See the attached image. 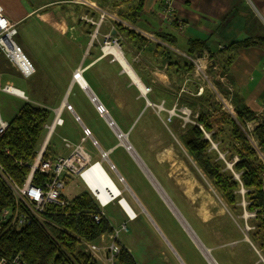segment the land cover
<instances>
[{"label":"crops","instance_id":"obj_1","mask_svg":"<svg viewBox=\"0 0 264 264\" xmlns=\"http://www.w3.org/2000/svg\"><path fill=\"white\" fill-rule=\"evenodd\" d=\"M88 1L99 5V0ZM22 2L26 4L22 7L25 11L22 16L5 13V8L0 5L5 17L16 24L15 36L21 24L26 29L34 24L39 33L35 32L36 29H27L34 45L60 40L61 50L57 57L50 55V52L35 54L28 47H26L28 53L22 50L36 71L33 76L25 79L15 70L23 79L25 86L23 89L16 88L22 95L12 96L20 98L22 104L29 103L45 108L49 112V117L44 125L49 124L56 111L60 110L63 123L54 129V132L57 131L51 136V139L53 136L55 139L50 148L48 146V151L46 150L47 154L50 153L49 158L65 156L67 150L62 146L61 138L66 137L76 143L82 135L83 126L89 129L91 137L96 141L97 148L92 147L88 141L90 147L107 152L109 165L113 166L117 177L122 178L128 191L127 193L122 191V199L135 215L134 219L129 220L126 212L115 201L108 204H112L111 216L118 220V224L121 222L129 224V227H126L127 231L122 234L120 232L119 241L122 249L131 255L134 263L168 264L166 261H169V255L164 250L166 247L177 257L179 264H186L178 254L176 249L178 244L175 243V239L172 240L168 227H162L165 225L164 222L158 223L154 219L147 210L148 201L137 196L109 160L108 154L121 146L124 147V143L130 145L136 157L155 178L194 235L204 248L209 250L211 260L215 264H264L254 258L242 263L221 258L223 249L201 239L200 232L190 226L191 223L185 214L174 203L177 199L172 198L174 191L169 185L174 172L172 169L174 148L170 139L159 145V132L162 133V137L168 139L165 129L159 125V120L163 122L172 119L169 109L175 105L174 92L183 84L184 79L186 85L189 84L190 78L188 73L178 75L173 67H167L162 61L160 51L154 48L156 43L187 59L188 56H196L188 54L189 43L204 42L207 48L204 52L209 55L210 62L208 71L214 77L221 78L219 81L222 84H217L218 80L215 81L218 85L217 90L230 97V100L232 97L236 98L238 104L254 112L255 120H260L264 116V0H173L175 21L164 19L161 15L164 0H108L106 6H98L106 10L110 18H106L100 24L96 39H92L94 26L85 20L98 19V12L92 7L74 3L73 0ZM138 5L140 13L136 19L130 21V13ZM120 27L134 34L128 36L125 32L119 31ZM105 33L118 38L120 54L127 66L113 53L107 54L100 50L102 35ZM42 35L47 39L43 40ZM138 35L145 42L140 41ZM243 41H250L252 44L236 45ZM69 42L74 49L66 45ZM62 45L68 47V50L62 48ZM44 57H47L48 61H45ZM187 61L190 62L188 59ZM77 69L80 70L79 77L83 86L72 77ZM92 97L95 98L94 102L91 101ZM96 103L102 105L106 110L107 119L111 120L115 129L125 137L124 143L116 139L113 130L107 124V119L97 113ZM66 104L70 106V110L64 107ZM198 110L205 113L213 112L208 104H203ZM165 128L172 135L169 125L166 124ZM128 153L139 168L143 180L153 188L155 192L153 195L158 197L162 205L165 204L172 216L177 219L172 220L174 226H179L177 228L181 230L179 235L183 243L189 244L190 240L195 244L160 192L148 179L137 159L131 152ZM176 182L179 185L183 180L180 182L176 179ZM182 196L183 201L190 200L185 192ZM178 201L182 202L180 199ZM104 213L110 226L116 228L105 209ZM196 214L201 218L199 213ZM168 221L171 222V219ZM147 224L153 226V230L162 241L150 239L146 235L150 229ZM196 248L203 259L201 256L193 257L194 253L186 249L192 259L187 264H199L197 260L208 264L207 258L197 246Z\"/></svg>","mask_w":264,"mask_h":264},{"label":"trees","instance_id":"obj_2","mask_svg":"<svg viewBox=\"0 0 264 264\" xmlns=\"http://www.w3.org/2000/svg\"><path fill=\"white\" fill-rule=\"evenodd\" d=\"M98 3L106 6L108 0H99ZM140 10L138 5L131 11L130 21L137 18ZM121 16L124 15L121 14ZM119 31L125 32L128 36L134 34L126 28L120 27ZM137 38L145 42L139 35ZM189 44L190 48L187 52L190 55L199 56L207 50L204 42L191 41ZM251 44L250 41H243L236 45ZM154 48L160 51L162 61L167 67H173L176 74H192L193 65L187 59L159 44L154 43ZM230 101L235 111V122L229 121L228 116L221 112L218 105L215 106L217 102L214 101L212 93L208 91L199 97L180 98L179 106H184L191 112L197 113L193 119L194 123L184 126L182 133L178 135V140L216 190L223 203L235 212L237 203L235 190L238 189L239 184L231 176L220 171L219 162H212L210 151H207L210 148V142L204 136L206 132L210 134L211 140H216L219 134H224L223 126H228V135L234 140V148L238 146V160L234 163L233 169L239 173L240 182L250 201L247 209L255 211L261 219L262 230L259 236L264 240V167L238 126V124L243 126L244 123L250 121L256 122V117L248 107L238 104L236 98L232 97ZM203 104L211 106L213 112L205 113L198 110ZM48 117L49 112L45 108L23 103L17 112L8 118L9 126L0 136V165L18 183L23 181L29 171L28 164L25 162L31 161L35 154ZM251 136L264 156V119H260L255 124ZM17 160L23 164L17 163ZM34 176V184H40L45 178L38 172H35ZM13 205L14 197L0 179V211ZM97 210L96 204L84 191L70 198L68 205L63 209L49 205L43 214L46 222L32 220L26 226H15L5 233L3 228L0 229V256L10 257L15 252L23 250L29 264H99L80 246V241L94 242L102 234L112 232V227L106 218H102L99 223L92 221L90 215ZM252 238L254 239L255 236ZM117 264L135 263L131 255L121 249Z\"/></svg>","mask_w":264,"mask_h":264},{"label":"rangeland","instance_id":"obj_3","mask_svg":"<svg viewBox=\"0 0 264 264\" xmlns=\"http://www.w3.org/2000/svg\"><path fill=\"white\" fill-rule=\"evenodd\" d=\"M22 1L23 0H0V5L5 8V13L22 16L24 15L25 12L22 7L26 5ZM22 25L23 24H21L20 26L18 34L14 36V41L21 50H23L25 53H28L26 50V47H28L35 54L37 53L47 54L50 52V55L57 57L58 52L61 50L60 40L58 42H52V43L46 41L43 44L40 42L38 44L35 43L36 45H34V43L30 40L27 29L29 28L36 29L35 32L39 33L38 29L34 27V24L27 27V29ZM42 39L46 40L47 37H45V35H42ZM66 45L69 48L74 49V47L71 45L70 42L66 43ZM68 47L66 48L65 45H62V48H66L67 50ZM44 59L45 61H48L47 57H44ZM207 73H209L212 76L211 84L213 83V85H215L216 88L218 86L217 84H222L219 81V79H221L220 76L219 79L214 77V75H212L211 72L208 71V68H207ZM188 78H190L189 84L186 85V79H184L183 84H181L179 89H177L176 92H174L175 94L173 100L175 99L174 100L175 105L171 109H169V111L171 112L170 114L172 115L171 116L172 119L170 121L165 120L163 122L159 120V125L162 127V129H165L166 135L168 137V139H165L164 137L161 136L162 133L159 132V139H158L159 145L161 143L163 144L166 140L168 142V140L170 139L174 148L173 158H172V161H174V164H172L173 165L172 169L174 172L172 174L171 180H169V185L172 186V189L174 191V196L172 198H174L175 200L177 199L176 202L174 201L173 202L176 203L178 207H180L181 211L185 214L186 218L191 223L190 226L195 227L197 231L200 232L201 235L200 234L199 235L201 239L211 242L212 245L214 244L218 245L220 249H223L221 252L222 253L221 258H225V259L227 258L229 260L237 261L238 263L239 261L240 263H242L243 261H247L250 258H254V260H259L264 263V240L261 239L259 236V232L262 230V222L259 215H257L255 211H251L247 209V206L250 204V201H248V198L245 194L246 191L243 189L242 184L240 182L239 173L233 169L234 163L238 160V156H237L238 146H236L235 144L236 148H234V144H233L234 140L230 135H228V126L227 125L223 126L224 134H219L216 140H211L209 133L205 132L204 136L210 142V148L207 151L208 152L210 151L209 155L211 157L212 162L214 163L219 162L220 171L227 176H231L239 184L238 189L235 190V193L237 195L235 212H232L229 209V207H227L223 203L216 190L212 187L210 182L205 178V176L202 174V172L197 167L195 162L188 156L185 149L182 147L180 141L178 140V135L182 133L184 126L188 123H194L193 119L196 116V112H191L188 108L184 106H178L177 104L178 100H180V98H185V97L187 98L199 97L205 91L212 93L210 91L208 84L207 86L204 81H201L200 79L195 77L194 69L192 70V74L188 75ZM217 80L219 82L215 84V81ZM6 82L10 83L13 87L18 89H23L25 86L23 79L14 70V68L10 66V64L6 61V59L0 54V83L5 84ZM212 95H214V93H212ZM221 95L223 96V98H226L228 101L230 100L229 99L230 97H228L224 93H221ZM213 99L214 101H216L214 96ZM0 105L2 110L4 111V115L6 119L8 120V118L12 117V115L17 112L19 106L22 105V100L20 98H16L15 96H12L11 94L0 92ZM216 105H218L222 113H225L228 116L229 121L233 120L235 122L236 118H235L234 109L232 113H229L222 109L223 105L220 102L216 103L215 106ZM64 107L67 109V104ZM56 113L60 114V110H57ZM208 113H212V112H208ZM262 117L261 119H263ZM52 119L50 120V123ZM256 122L258 123L259 120H256ZM256 122L250 121L244 123L243 126L240 124H238V126L240 127L241 131L245 134V137L249 145L254 149L256 154L259 156L258 158L264 167V156L261 153V151H259L254 141V138L251 136V131L255 126V124H257ZM166 124L169 125L172 135L171 133H169V131L167 132L165 128ZM56 131L47 136L48 132L43 127V133L40 136V141L36 146L37 149L44 147L43 149L44 153L42 154L43 158H49L48 155H50V153L47 154L46 152L48 151V146L50 148L52 142L55 139L54 136L51 139V136L55 135ZM63 140H68L71 143H75L74 141H71V139L62 137L61 138L62 146L64 145ZM84 147L90 154L92 160L100 159L99 151L97 149H93L92 147H90L88 141L84 143ZM126 152L127 151L125 150V148L121 146L120 148H117L113 153L108 154V158L115 165L117 172H119V174H121L124 177V179L132 187L133 191H135V193L140 199L142 200L145 199V201H148L146 203L147 204L146 207L149 213L154 217V219L158 223L164 222L165 225H162V227L164 228L168 227L167 229L169 230L168 232L171 235L172 240L175 239L174 240L175 243L178 244V248L176 247V245L175 247L182 260H184L186 264L187 262L192 260L190 258V253H188L186 249L194 253L193 257L201 256L202 258L201 257L200 258L203 259V256L197 250L193 242L188 240L189 244L183 243L179 235V231L181 230L177 228L179 226L175 227L173 224L176 218L172 216L166 205L163 204L164 205L163 206L160 200L157 199L158 197L156 198V196L153 195V193H155L153 188L151 187L150 184H147V182L143 180L139 168L136 166L132 158L128 155L129 153L127 152L128 153L127 154ZM58 157H62V156H57V158ZM35 159L36 157L34 158V156H32L31 161L25 162V164L33 165ZM16 162L23 164L21 163V161L18 160ZM101 166L104 169L105 173L108 175V177L113 181V183L121 189L120 194L122 195V191L123 193H127L128 191L125 188L123 181L122 182L119 181L116 172L109 168V162L107 160L101 161ZM176 179L179 180L180 182L183 180V183H180L178 185ZM85 185H87V183ZM85 185L77 177H69L66 180L65 187L63 189V195L67 199H70L78 194H81L80 192L84 191L90 196L92 201L96 204L95 200L87 190L88 187L86 188ZM183 192L188 194L190 197V200H187V202L181 199V197H183L182 196ZM179 199L182 202L178 201ZM113 201H115L117 204L119 202L118 199H114ZM111 207L112 204L108 205L105 208L106 213L110 217L112 221V225H115L118 228L120 227L121 224H124L123 227L125 229L124 230L122 229L121 231L122 234L125 231H127L129 224L128 222H126V224L124 222L118 224V220L116 218L115 219L112 218L111 216L112 214ZM196 213H199V216L202 219L196 216L197 215ZM126 214L129 220L135 218V215H133V217L130 218L128 217V213ZM171 216L173 218H171ZM169 219H171V222L168 221ZM42 221L46 222L45 218L42 219L40 222ZM201 221L202 222L205 221V222L202 223ZM141 224L143 225V223ZM152 227L153 226L151 224L148 225V228L150 229L147 232L148 234L146 235L150 239L155 238L157 239V241H162V239L159 236H157V234L155 233ZM254 236L255 238L253 239L252 237ZM119 245L121 247V244ZM164 250H166L169 255L168 256L169 261H166V263L169 264L170 262L171 264H179V260L177 259V257L173 255V253L170 250H168V248L165 247ZM215 252L216 250H214V254ZM137 256H139L138 253ZM197 261L199 262V264H203L202 261L200 260ZM98 263L102 264L100 262Z\"/></svg>","mask_w":264,"mask_h":264},{"label":"built area","instance_id":"obj_4","mask_svg":"<svg viewBox=\"0 0 264 264\" xmlns=\"http://www.w3.org/2000/svg\"><path fill=\"white\" fill-rule=\"evenodd\" d=\"M73 1L74 3L81 5H88L98 12L97 20H92L91 18L85 19L94 26L92 39H96L100 24L103 23L106 18H110V14L106 10L98 7L100 5L96 4V6L88 0ZM162 9L161 15L164 19L175 21V17L173 16V0H164ZM15 34L16 24L5 17L3 9L0 6V54L6 59L10 66L21 75L22 78L28 79L35 74V66L15 43ZM111 46H116L119 49L118 38L113 37L110 33L103 34L100 50L104 53H112L107 51V48ZM187 59L193 65L195 77L204 81L206 85H209L210 91L214 93L213 96L215 97L216 102H220L223 105V110L232 113L233 105L230 100L228 101L226 98H223L215 85H213V83L211 84L212 76L207 73V65H210L209 55L206 52H203L199 56H188ZM79 71V69L74 71L72 77L80 82ZM16 91L17 89L10 83H0V92L18 95ZM91 101L94 102L93 98H91ZM67 110H70L69 105H67ZM96 110L101 117L106 118L107 113L102 105L97 103ZM76 120H78V117H76ZM62 123L63 120L61 119L60 114L55 113L51 123L44 126L48 132L47 136L53 133L54 129L57 126L62 125ZM107 124L113 130L117 139L123 136L121 132H119V134L116 133L115 126L112 122H108ZM8 126L9 121L6 119L0 105V136L5 133ZM63 141V147L67 150V154L58 158H43L42 154L44 153V147L38 149L33 155L36 159L34 160L33 165H28L29 171L21 183H18L11 176H9L0 165V179L4 182L14 197V205L3 208L0 211V229L3 228L4 233L15 226H26L32 220L41 221L43 219V214L49 205H54L58 209L66 207L69 199L63 195V189L67 178L77 177L85 185L86 181L82 173L88 167L96 163L101 164V161L107 160V152L101 150H99L100 159L92 160L90 154L84 147V143L89 141L91 146L94 148H97V144L91 137L89 129L84 126L82 127V135L80 136L78 142L71 143L68 140ZM124 147L127 152H130L131 147L128 143H124ZM109 168L112 170L114 169L111 164L109 165ZM35 172L45 176L44 180L40 184H34L33 182ZM118 180L121 182L123 181L120 176H118ZM85 187H88L87 190L95 200L96 207L98 209L97 212L91 214L90 217L94 223H99L102 218H105V207L114 199H117L118 195H115L107 202H100L93 190H91L88 185H85ZM119 196L122 198L121 194H119ZM128 217H130V215H128ZM123 225L124 224H121L118 228H112V232L109 234H102L98 240L94 242L80 241V246L82 247L83 245L82 250L97 262L102 264H117V257L122 249L119 245V234L122 229H125ZM0 264L29 263L25 257V252L23 250H19L10 257L0 256Z\"/></svg>","mask_w":264,"mask_h":264},{"label":"bare ground","instance_id":"obj_5","mask_svg":"<svg viewBox=\"0 0 264 264\" xmlns=\"http://www.w3.org/2000/svg\"><path fill=\"white\" fill-rule=\"evenodd\" d=\"M107 51L112 52L117 59L121 61V63L125 66L126 63L124 62V59L122 58L120 54V49H118L116 46H111L107 48ZM80 83L83 86V82L81 81V78H79ZM19 95H22L20 91H16ZM15 92V93H16ZM97 104V103H96ZM116 133L119 134V131L116 130ZM118 140L122 141V143L125 142V137L122 136ZM131 154L137 159L138 163L140 164L141 168L143 169L144 173L148 177V179L151 181V183L156 187V189L160 192L161 196L164 198L165 202L170 206L172 212L176 215V217L180 220V222L184 225L186 230L192 235V238L194 241L198 244L200 250L202 251L203 255L207 258V260L214 264L211 261V257L209 255V252L207 249L203 248L201 244L198 242V240L195 238V236L192 234V232L187 227V224L184 222L183 218L178 213L177 209L174 207V205L170 202V200L166 197V195L163 193L159 185L157 184L155 178L150 174V172L146 169V167L141 163V161L136 157L133 150H130ZM83 177L85 178V181L87 185L90 187L91 190L95 193L96 197L100 202H107L111 198H113L115 195L117 196V199L119 200L118 204L124 209L130 217H133L134 213L128 208L125 201L120 198L119 194L121 192V189L117 187L113 181L108 177V175L105 173L104 169L102 168L100 163H96L90 167H88L83 173ZM124 207V208H123Z\"/></svg>","mask_w":264,"mask_h":264},{"label":"water","instance_id":"obj_6","mask_svg":"<svg viewBox=\"0 0 264 264\" xmlns=\"http://www.w3.org/2000/svg\"><path fill=\"white\" fill-rule=\"evenodd\" d=\"M93 98V100H95V98L94 97H92ZM106 119H107V116H106ZM108 122H112L111 120H108L107 119V123ZM163 198V197H162ZM164 199V198H163ZM181 216V215H180ZM180 221V220H179ZM184 222H185V220H184ZM181 223V222H180ZM186 223V222H185ZM182 224V223H181ZM187 224V223H186ZM182 226L184 227V225L182 224ZM187 227L189 228V230L192 232V234L194 235V233H193V231L190 229V227L187 225ZM184 229H185V231L188 233V235L191 237V239L194 241V239L192 238V235L186 230V228L184 227ZM195 236V235H194ZM195 238L197 239V237L195 236ZM198 240V239H197ZM198 242L201 244V242L198 240ZM194 243L196 244V246L198 247V249L200 250V248H199V246H198V244L194 241ZM201 246L204 248V246L201 244ZM201 251V250H200ZM202 252V251H201ZM213 263H214V261L213 260H211ZM210 263V262H209ZM211 264V263H210ZM215 264V263H214Z\"/></svg>","mask_w":264,"mask_h":264}]
</instances>
